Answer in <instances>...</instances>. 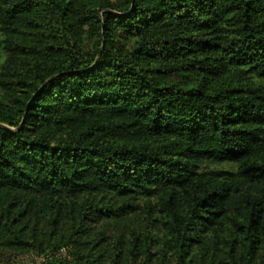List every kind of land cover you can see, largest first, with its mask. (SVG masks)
Wrapping results in <instances>:
<instances>
[{
  "label": "trees",
  "instance_id": "16d2710c",
  "mask_svg": "<svg viewBox=\"0 0 264 264\" xmlns=\"http://www.w3.org/2000/svg\"><path fill=\"white\" fill-rule=\"evenodd\" d=\"M264 264V0H0V263Z\"/></svg>",
  "mask_w": 264,
  "mask_h": 264
},
{
  "label": "rangeland",
  "instance_id": "374dc122",
  "mask_svg": "<svg viewBox=\"0 0 264 264\" xmlns=\"http://www.w3.org/2000/svg\"><path fill=\"white\" fill-rule=\"evenodd\" d=\"M18 264H33V261L31 259H26L24 262Z\"/></svg>",
  "mask_w": 264,
  "mask_h": 264
}]
</instances>
